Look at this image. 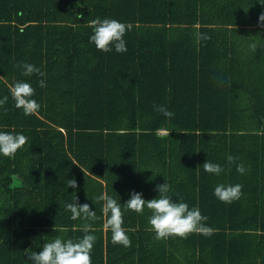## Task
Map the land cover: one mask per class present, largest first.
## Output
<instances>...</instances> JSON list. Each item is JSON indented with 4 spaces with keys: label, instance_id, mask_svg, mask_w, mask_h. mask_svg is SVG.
<instances>
[{
    "label": "trees",
    "instance_id": "16d2710c",
    "mask_svg": "<svg viewBox=\"0 0 264 264\" xmlns=\"http://www.w3.org/2000/svg\"><path fill=\"white\" fill-rule=\"evenodd\" d=\"M261 13L260 0H0V131L27 137L14 157L0 155V264H32L27 253L44 243L81 238L86 221L65 208L77 200L100 217L92 264H264ZM97 17L133 25L126 52L90 42ZM197 26L211 39L197 43ZM24 63L46 75H23ZM17 81L35 89V114L15 107L8 85ZM206 161L225 171L205 172ZM73 178L78 189L67 186ZM165 182L213 235L157 240L150 210H124L133 191L150 200ZM237 183L239 200L214 195ZM103 193L120 204L131 247L105 232Z\"/></svg>",
    "mask_w": 264,
    "mask_h": 264
},
{
    "label": "clouds",
    "instance_id": "9594fccd",
    "mask_svg": "<svg viewBox=\"0 0 264 264\" xmlns=\"http://www.w3.org/2000/svg\"><path fill=\"white\" fill-rule=\"evenodd\" d=\"M264 4V0H260ZM259 24L264 27V13L260 14ZM88 26L93 29L90 42L94 43L96 48L102 52H110L114 46L115 51L124 53L127 51L125 35L133 27L130 23L121 22L116 19L99 17L88 22ZM211 39L207 34L196 32V41H207ZM252 51L257 48L256 43L249 45ZM18 68L23 69V75L31 76L38 74L44 77L46 74L33 64H18ZM41 88L47 87L45 79L39 80ZM9 91L12 99L15 101V107L22 109L25 115H33L40 105L32 97L35 95V89L28 82L17 81L9 84ZM8 101V96L0 99V107H3ZM154 110L162 113L165 117L171 118L174 113L163 105H154ZM27 143V137L21 133H12L0 131V155L5 157H14L18 150L22 149ZM239 158L228 155L227 162L229 165L235 164L236 171L241 175L245 174L247 169L243 163H236ZM205 172L214 175H220L225 169L218 163L206 161L203 164ZM84 172V171H83ZM85 174V173H84ZM69 188L78 189L79 185L75 178L67 181ZM243 185L237 183L235 185L219 184L214 189V195L221 202L232 203L239 200L243 195ZM159 193L157 198L145 200L142 193L133 191L131 198L124 203V210H130L137 214H143L145 208L151 211L152 215L148 219L150 231L155 233L157 240H167L172 237L186 239L191 234H202L211 236L214 229L207 226L205 221L208 217L202 215L199 207L190 208L186 202H183L178 193L175 195L178 200H173L171 185L168 182L156 186ZM103 202L102 213L104 217L103 228L105 232L111 231V242L114 245H122L131 247V240L124 228L123 211L116 199L103 193L96 198V202ZM67 211L71 213L72 220L82 219L86 221L81 225L80 231L84 235L78 240L72 239L62 240L56 238L51 242L43 245L42 251H32L27 253V258L32 264H92V250L96 241L94 235V222L100 219L92 206L85 202L67 203L65 205ZM53 231H57L56 227Z\"/></svg>",
    "mask_w": 264,
    "mask_h": 264
},
{
    "label": "built area",
    "instance_id": "2783aa9c",
    "mask_svg": "<svg viewBox=\"0 0 264 264\" xmlns=\"http://www.w3.org/2000/svg\"><path fill=\"white\" fill-rule=\"evenodd\" d=\"M160 132H161V133H166L167 130H166V129H161Z\"/></svg>",
    "mask_w": 264,
    "mask_h": 264
}]
</instances>
